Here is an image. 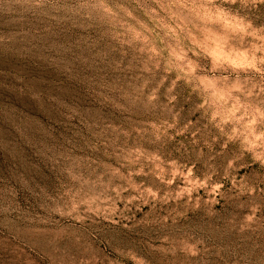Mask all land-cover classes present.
I'll use <instances>...</instances> for the list:
<instances>
[{"label":"rangeland","instance_id":"obj_1","mask_svg":"<svg viewBox=\"0 0 264 264\" xmlns=\"http://www.w3.org/2000/svg\"><path fill=\"white\" fill-rule=\"evenodd\" d=\"M0 264H264V0H0Z\"/></svg>","mask_w":264,"mask_h":264}]
</instances>
